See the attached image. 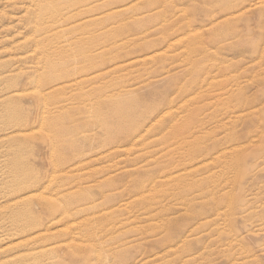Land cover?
Wrapping results in <instances>:
<instances>
[{
  "label": "rangeland",
  "instance_id": "obj_1",
  "mask_svg": "<svg viewBox=\"0 0 264 264\" xmlns=\"http://www.w3.org/2000/svg\"><path fill=\"white\" fill-rule=\"evenodd\" d=\"M48 1L0 0V264H264V0Z\"/></svg>",
  "mask_w": 264,
  "mask_h": 264
},
{
  "label": "bare ground",
  "instance_id": "obj_2",
  "mask_svg": "<svg viewBox=\"0 0 264 264\" xmlns=\"http://www.w3.org/2000/svg\"><path fill=\"white\" fill-rule=\"evenodd\" d=\"M44 1V0H43ZM50 1V0H49ZM48 1V2H49ZM65 1V0H64ZM82 1V0H81ZM61 2V1H60ZM74 2H76V1H74ZM74 2L72 3V5L74 4ZM80 2V1H79ZM53 3V2H52ZM51 3V4H52ZM59 3V2H58ZM62 3V2H61ZM81 3V2H80ZM40 4V3H39ZM50 4V3H49ZM64 4V3H63ZM78 4V3H77ZM86 4V3H85ZM44 5H45V3H44ZM43 5V6H44ZM90 5H92V4H90ZM39 6H42V5H39ZM46 6H47V4H46ZM45 6V7H46ZM70 7H71V5H69ZM78 7H79V5H77ZM76 5L74 6V7H77ZM89 5H84L83 7H85V8H87ZM31 7H33V6H31ZM45 7H43V8H45ZM69 7V8H70ZM82 7V8H83ZM30 8V7H29ZM67 8V7H66ZM96 8V6L94 7V9ZM100 8H102V7H100ZM135 8V7H134ZM37 9V8H36ZM35 10V9H34ZM39 10H41V9H39ZM39 10H37V11H39ZM45 10V9H44ZM71 10V9H70ZM86 9H84L83 11H85ZM90 9H88V11H89ZM37 11H36V13H37ZM43 11V10H42ZM46 11V10H45ZM48 11H50L49 10V7H48ZM61 11V10H60ZM64 11V10H63ZM65 11H66V9H65ZM93 11V10H92ZM127 11V10H126ZM130 11V10H129ZM27 12H28V10H27ZM56 12H58V11H56ZM66 12H68V10L66 11ZM29 13V12H28ZM33 13V12H32ZM65 13V12H64ZM31 14V13H30ZM47 14V13H46ZM51 14H53V13H51ZM58 14H60V13H57L56 15H58ZM71 14V13H70ZM41 15V14H40ZM39 15V16H40ZM68 15V14H67ZM74 15V14H73ZM78 15V14H77ZM120 15V14H119ZM45 16V15H44ZM63 16V15H62ZM70 16H72V15H70ZM41 17V16H40ZM40 17H39V19H40ZM77 17V16H76ZM111 17V16H110ZM42 18H44V17H42ZM46 18V17H45ZM65 18V17H64ZM79 18V17H78ZM63 19V18H62ZM71 20H72V18H70ZM64 20V19H63ZM68 20V19H67ZM96 20H98V19H96ZM96 20H89V21H87L86 22V24H92L93 22H95ZM101 20V18L99 19V21ZM45 21V20H44ZM49 21H51L52 22V20L50 19ZM60 21H61V19H60ZM77 21V20H76ZM65 22V21H64ZM70 22V21H69ZM67 23H68V21H67ZM76 23V22H75ZM37 24V23H36ZM72 25V24H71ZM70 25V26H71ZM36 26V25H35ZM65 26H67V25H65ZM84 26H86V25H84ZM52 27H55V25L54 26H52ZM78 27V26H77ZM77 27H75V28H71V29H76ZM63 28V27H62ZM65 28V27H64ZM41 29V28H40ZM71 29H69V30H71ZM38 30V32H39V29H37ZM68 30V29H67ZM66 30V31H67ZM40 31H42V30H40ZM73 30H71L70 32H72ZM37 32V31H36ZM63 32H64V30H63ZM69 32V33H70ZM62 33V32H61ZM65 33V32H64ZM55 36H56V34H55ZM53 37V36H52ZM50 39V38H49ZM46 40H48V39H46ZM51 40V39H50ZM43 41H45V40H43ZM36 43V42H35ZM39 43H40V41H39ZM36 45H37V43H36ZM105 53V52H104ZM103 55V54H102ZM51 66V65H50ZM114 66H116V65H114ZM53 67V66H52ZM116 70V69H115ZM100 72V71H99ZM47 74V73H46ZM47 75H50V74H47ZM101 75V74H100ZM42 76H44V75H42ZM58 76V75H57ZM51 77V76H50ZM55 77H56V75H55ZM83 82V81H82ZM84 83H85V81H84ZM76 86V85H75ZM55 89V88H54ZM55 92V91H54ZM15 93H17V92H15ZM39 93V92H38ZM15 96H17L18 97V95H14V96H10V98H14ZM20 97V96H19ZM18 97V98H19ZM40 98V97H39ZM9 99V98H8ZM25 99V98H24ZM6 101V100H5ZM4 103V102H3ZM49 110V109H48ZM14 112V111H13ZM44 112V111H43ZM50 112V111H49ZM12 113V112H11ZM44 116V115H43ZM49 119V118H48ZM45 117H43L42 118V123L43 122H45ZM47 121V123H49L48 121L49 120H46ZM157 122V121H156ZM50 125V124H49ZM52 127V126H51ZM47 128V127H46ZM49 128V127H48ZM54 129H55V127H53ZM149 128V127H148ZM146 129V128H145ZM46 130V129H45ZM48 130V129H47ZM49 130H50V128H49ZM50 132H51V130H50ZM142 133V132H141ZM25 135H17V136H12L10 139L12 140V139H19V138H21V137H24ZM132 139H134L133 137L130 139V141L132 140ZM263 139V138H262ZM261 139V140H262ZM68 141V140H67ZM139 141V140H138ZM56 142V141H55ZM105 145V144H104ZM118 145V144H117ZM53 146L54 145H52V148H53ZM128 146V145H127ZM120 146H117V148H119ZM27 148V147H26ZM47 148H49V147H47ZM29 149V148H28ZM127 149V148H126ZM22 150H23V148H22ZM114 150V149H113ZM25 151V149L22 151V152H24ZM27 151V150H26ZM52 151V150H51ZM118 151V150H117ZM26 153V152H25ZM103 153H105V152H103ZM119 157V156H118ZM112 161V160H111ZM54 162V161H53ZM115 163V162H114ZM55 165V164H54ZM113 165V164H112ZM114 168V167H113ZM57 169V168H56ZM55 168H54V170H52V173H56V170ZM19 170V169H18ZM18 170H16L15 169V171H17L18 172ZM20 172V171H19ZM58 172V171H57ZM32 174V173H31ZM34 175V174H33ZM32 176V175H31ZM63 178V177H62ZM29 180V179H28ZM52 181L53 180H49L48 181V183H47V185L46 186H44V189H46V190H49V189H52V187H53V184H55V183H52ZM27 182H29V181H27ZM55 182V181H54ZM61 184V183H60ZM33 191H35V188H33V187H29V188H27V189H24V190H22L20 193H25V192H33ZM28 203V202H27ZM26 203H24V205H25ZM30 204V203H29ZM28 204V205H29ZM26 206H27V204H26ZM37 207H38V205H37ZM62 207V206H61ZM54 207L53 206H50V205H48L47 207H45V209L43 208V207H40V210L39 211H36V208L34 207V206H29V207H27V208H25V206H24V208L23 209H21L20 211H19V217H21V216H23V217H27V218H34V217H38V216H42V214L45 212V213H47V214H49L50 216H52L49 220H48V222H51L49 225H47V223H44V222H42V221H39V220H37L36 222H35V226L34 225H32L34 228H43L44 229V231L43 232H41V234L39 235V237L41 238V239H50L51 238V235L49 234V230H50V228L52 227V225H53V223H52V220H56L57 219V215L58 214H56V212L54 211ZM69 210V209H68ZM69 213V211H67V210H64V211H61L60 212V215L62 216V215H64V216H67V214ZM81 213V212H80ZM15 215H16V213H15ZM60 216V217H61ZM16 217H18V216H16ZM59 217V218H60ZM22 218V217H21ZM63 218H65V217H63ZM26 219V218H25ZM72 219V218H71ZM46 220H47V218H46ZM62 220H64V219H62ZM69 221V220H68ZM66 222V221H65ZM57 223V222H56ZM81 225V224H80ZM75 227V226H74ZM74 227H72V228H74ZM71 228V229H72ZM75 229V228H74ZM66 231H68V230H66ZM74 231V230H73ZM259 231V230H258ZM258 231H257V233H258ZM58 232V231H57ZM70 232V231H69ZM259 232H261V231H259ZM264 232V231H263ZM61 233H62V231H61ZM60 232H59V234H61ZM67 233V232H66ZM72 233V232H71ZM52 236H55V234H52ZM194 238V237H193ZM91 246V245H90ZM52 250H54V248H52V249H50V251H52ZM45 251V250H44ZM47 251H48V249H47ZM50 251H49V253H50ZM56 251V250H55ZM43 252V251H42ZM41 252V253H42ZM46 253V252H45ZM44 253V254H45ZM81 253V252H80ZM34 254V253H33ZM33 254H31V255H33ZM43 254V253H42ZM55 254V253H54ZM38 255V254H37ZM36 255V256H37ZM40 255V254H39ZM52 255V254H51ZM36 256H35V258H36ZM29 257V256H28ZM34 258V257H33Z\"/></svg>",
  "mask_w": 264,
  "mask_h": 264
}]
</instances>
